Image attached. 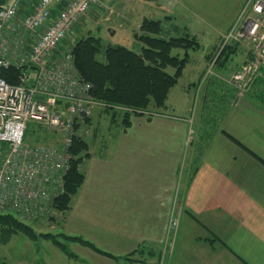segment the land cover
Masks as SVG:
<instances>
[{"label": "crops", "instance_id": "0c3cea01", "mask_svg": "<svg viewBox=\"0 0 264 264\" xmlns=\"http://www.w3.org/2000/svg\"><path fill=\"white\" fill-rule=\"evenodd\" d=\"M208 57L177 97L184 69L164 114L132 116L128 126L118 115L100 133L106 110L96 111L66 233L119 258L71 241L65 264H264V80L241 98L231 83H213L233 94H212L223 100H211L218 114L205 117Z\"/></svg>", "mask_w": 264, "mask_h": 264}, {"label": "built area", "instance_id": "2783aa9c", "mask_svg": "<svg viewBox=\"0 0 264 264\" xmlns=\"http://www.w3.org/2000/svg\"><path fill=\"white\" fill-rule=\"evenodd\" d=\"M100 0H7L0 6V211L42 219L65 190L74 139H86L91 120L105 106L83 79L73 54L60 45L80 18ZM229 41H248L254 49L231 82L244 91L264 71V0ZM20 69L9 82L2 68ZM63 132L56 145L29 143V122ZM177 219H172L176 227Z\"/></svg>", "mask_w": 264, "mask_h": 264}, {"label": "rangeland", "instance_id": "374dc122", "mask_svg": "<svg viewBox=\"0 0 264 264\" xmlns=\"http://www.w3.org/2000/svg\"><path fill=\"white\" fill-rule=\"evenodd\" d=\"M254 2L255 0H100L80 18L77 25L60 45V50L61 52L69 50L76 61L75 41L90 34L100 36L103 47L112 44L124 45L133 50H139L141 43L135 38V33L138 32L145 16L162 19L167 31L172 35H180L189 31L198 38L201 47L190 52V61L185 68L183 79L176 86L174 93L177 97L183 95V86L186 81L196 78L197 69L203 64L205 56L209 55L210 57L206 60L208 64L203 70L202 78H200L203 82L201 91L204 90L205 94L207 86L209 90H207V93L210 92L206 105L208 109L204 113L205 117L209 118L218 114L215 112L216 110L211 108V100L221 102L228 93L233 94L225 87L221 88V92L217 90L216 86L213 85L212 87V84L219 83L224 86L231 83V87L234 88L235 86L231 82L233 75L244 65L254 49L252 43L248 41H229L226 43L227 45L224 42L226 35L239 29L252 15ZM228 46L230 49L235 48V51L225 60V64L221 65L224 60L221 59L222 52ZM200 80L199 86H201ZM217 92L221 94L223 99L211 96ZM248 92L237 90L235 87V93L241 94L238 95L239 98ZM220 113L223 114L221 111ZM112 117V114H106L105 111L100 133L112 132ZM119 122L122 123V121ZM96 134H98L97 131ZM26 135L27 142L32 144L56 145L63 138V132L59 129L33 120L29 122ZM25 220L32 223L38 232L60 233L63 231L66 233V212L63 211L53 209L48 215H44L42 219ZM4 238V233L1 232L0 264H32L33 262L37 264L38 261L47 264L51 258L56 264H65L68 256L66 251L50 239L43 237L35 241L20 233L12 235L9 240ZM61 240L66 242L63 238ZM66 243L68 244L67 247L75 246L71 242ZM52 247L58 248V250L55 249L59 256H55L59 258L51 253L50 248ZM41 252L42 256H40ZM38 258L41 260H38Z\"/></svg>", "mask_w": 264, "mask_h": 264}, {"label": "trees", "instance_id": "16d2710c", "mask_svg": "<svg viewBox=\"0 0 264 264\" xmlns=\"http://www.w3.org/2000/svg\"><path fill=\"white\" fill-rule=\"evenodd\" d=\"M5 2L7 0H0V6ZM135 38L141 43L139 50L124 45L108 44L103 47L102 38L94 34L77 39L74 45L75 62L81 77L91 83L93 95L106 103L103 109L112 114L113 118L121 116L125 126L130 124L132 116L145 115L151 119L158 114H164L163 108L170 91L179 82L190 61V52L201 47V42L191 32L172 35L167 31L162 19L149 16L143 18ZM229 46L222 52L221 59L224 60L221 65H224L225 60L235 51V48L230 49ZM19 71L18 68L8 67L2 68L1 74L9 82H15ZM261 80H264V71L251 85ZM70 149L73 155L65 176V190L53 202L55 210L63 212L70 209L83 184L85 174L81 164L90 154L87 139H74ZM1 232L4 233L5 240L20 233L35 241L40 237L50 239L70 255L73 253L66 242L72 241L119 258L80 235L38 232L32 223L16 211H0ZM140 249L143 250L137 248L134 253ZM134 253L125 257L133 260L131 256Z\"/></svg>", "mask_w": 264, "mask_h": 264}]
</instances>
